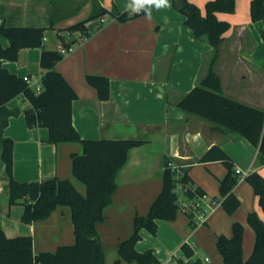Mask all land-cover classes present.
I'll use <instances>...</instances> for the list:
<instances>
[{"label": "crops", "instance_id": "obj_1", "mask_svg": "<svg viewBox=\"0 0 264 264\" xmlns=\"http://www.w3.org/2000/svg\"><path fill=\"white\" fill-rule=\"evenodd\" d=\"M190 1L204 12L208 0ZM251 1L236 0L234 12L217 13L219 19L230 22V27L223 35L214 69L224 95L264 107V21L251 19ZM101 3L109 8L114 4L119 11L133 14L129 4L119 0ZM169 3L167 8H153L150 16L144 13L123 22L108 15L104 21L90 20V36L74 45V50L56 65L78 94L72 113L74 126L82 137L144 140L129 149L126 163L116 176L118 186L112 202L104 208V219L96 223L105 264H138L118 262L117 246L133 233L134 217L147 214L159 194L167 159L188 167L192 181L219 204L203 224L193 225L190 217L179 210L174 220H158L155 234L142 229L136 248L154 251L159 262L151 264H180L181 247L187 239L194 254L185 259L186 263L199 260L200 264H224L216 240L222 234L231 236L235 221L244 225L243 257L247 259L255 244L248 214L255 211L264 220L258 196L246 179L234 188L240 206L232 214L226 212L220 191V181L228 172L226 165L220 160L200 161L211 146L218 145L232 158L235 168L257 171L264 177V164L258 160L256 145L178 106L179 99L207 72L213 47L207 38L195 37L185 24L186 15L171 0ZM91 10L92 0H0V23L5 25L49 27L52 18L56 21L46 31L43 46L22 48L18 59H4L3 65L19 76L41 79L42 49L59 48L57 29L85 19ZM0 42L9 44L1 33ZM87 74L110 79L109 99L98 97L96 88L86 80ZM7 106L19 110L18 115L10 117L4 132L14 141V177L19 181H41L58 176L74 183L71 154H81L82 144L51 143L48 127L29 126L24 111L30 103L23 94L11 99ZM1 154L0 140V227L5 234L31 235L34 253L54 252L61 245L75 244L68 205H58L48 217L31 223L22 220L24 199L10 204L9 178ZM75 186L86 193V185Z\"/></svg>", "mask_w": 264, "mask_h": 264}, {"label": "trees", "instance_id": "obj_2", "mask_svg": "<svg viewBox=\"0 0 264 264\" xmlns=\"http://www.w3.org/2000/svg\"><path fill=\"white\" fill-rule=\"evenodd\" d=\"M173 6L186 15L185 24L195 37L207 38L213 47L207 72L179 101L183 110L213 122L217 128L236 132L246 137L259 150L258 160L264 164V107H256L224 95L220 90V76L214 69L219 46L230 22L221 20L217 13H232L236 0H208L202 9L190 0H171ZM144 12L130 14L129 10L119 11L113 4L111 8L102 5L101 0H92L90 14L80 21L58 28L60 44L68 49L90 36L87 23L106 15L123 22ZM250 15L253 21H264V0H252ZM56 21L52 18L49 27L10 26L0 23V33L8 41V46L0 42V140L2 142V160L9 178L10 204L24 199L25 208L22 220L31 223L46 218L58 205L71 208L76 242L73 245H61L56 251L34 253L31 235L9 237L0 227V264H105V250L101 243L96 223L104 219V208L112 202L117 189L116 176L126 163L131 147L140 145L142 139L135 138H84L74 126L72 106L78 94L70 82L56 68L65 55L59 49L43 48L40 66L43 70L42 88L37 91L24 79L3 65V60L18 59L22 48L41 47L46 31L52 29ZM264 39V28L262 30ZM87 82L96 88L98 97L107 100L110 97V79L105 75L87 74ZM23 94L30 103L24 111L29 126H46L51 143L80 142L83 152L72 153L74 176L86 185L83 194L68 178L53 176L44 180L19 181L13 175L14 141L5 135L9 119L18 115V109H10L7 103ZM222 161L228 172L220 181L221 204L226 212L234 213L241 204L234 192L239 175L232 158L220 146L213 145L201 157L200 161ZM172 163L176 164L175 167ZM254 188L259 204L264 212V177L257 171L245 178ZM162 188L145 215L134 217L133 233L122 239L118 246V262L121 260L138 264L158 263L159 259L152 249L139 251L136 243L141 239V230L155 234L158 220H174L179 211L178 186L185 188V196L195 198L204 191L192 181L189 168L181 163L167 159L162 174ZM248 223L255 231V244L247 259L243 257L244 225L235 221L232 235H219L216 245L224 264H264V220L257 212L248 214ZM180 264L191 258L194 250L186 243L181 247ZM192 264H200L197 260Z\"/></svg>", "mask_w": 264, "mask_h": 264}, {"label": "built area", "instance_id": "obj_3", "mask_svg": "<svg viewBox=\"0 0 264 264\" xmlns=\"http://www.w3.org/2000/svg\"><path fill=\"white\" fill-rule=\"evenodd\" d=\"M100 19L101 21L105 20L104 17ZM84 39L85 38H83V40ZM59 49L64 53L65 56H67L69 53H71L74 50V45L66 49L65 47L62 46V44H60ZM24 79L28 82L29 85H31L37 91L41 90L42 88L41 79H37L33 75H26L24 76ZM172 166L175 167L176 164L172 163ZM236 172L239 175L238 182L244 180L246 176L249 174L248 171H243L240 168H236ZM177 189L179 192V199H178L179 210L186 213L190 217V220L193 225H199L206 222L209 214L219 204L218 200L214 199L212 196H210L207 193L198 194L195 198H188L185 196V188H183L182 186H178ZM185 243L188 244L194 250V247L192 246L190 239H187Z\"/></svg>", "mask_w": 264, "mask_h": 264}, {"label": "clouds", "instance_id": "obj_4", "mask_svg": "<svg viewBox=\"0 0 264 264\" xmlns=\"http://www.w3.org/2000/svg\"><path fill=\"white\" fill-rule=\"evenodd\" d=\"M170 6L169 0H131L128 8L133 13H140L143 11L146 16H150L153 8L159 10Z\"/></svg>", "mask_w": 264, "mask_h": 264}, {"label": "rangeland", "instance_id": "obj_5", "mask_svg": "<svg viewBox=\"0 0 264 264\" xmlns=\"http://www.w3.org/2000/svg\"><path fill=\"white\" fill-rule=\"evenodd\" d=\"M119 1H120V3H122L124 5L130 4V2H131V0H119ZM216 61H217V58L215 60V63H216ZM215 63H214V66H215ZM74 180H75V182H74L75 185H77V186H85L84 183L79 181L78 179L75 178Z\"/></svg>", "mask_w": 264, "mask_h": 264}]
</instances>
